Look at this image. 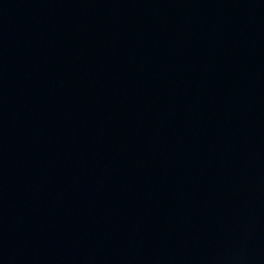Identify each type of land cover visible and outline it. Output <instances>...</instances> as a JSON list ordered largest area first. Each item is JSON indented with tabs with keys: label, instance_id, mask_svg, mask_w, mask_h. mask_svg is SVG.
<instances>
[{
	"label": "water",
	"instance_id": "obj_1",
	"mask_svg": "<svg viewBox=\"0 0 264 264\" xmlns=\"http://www.w3.org/2000/svg\"><path fill=\"white\" fill-rule=\"evenodd\" d=\"M0 264H264V0H0Z\"/></svg>",
	"mask_w": 264,
	"mask_h": 264
}]
</instances>
